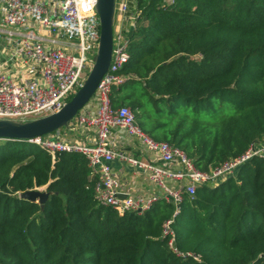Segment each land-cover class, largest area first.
Listing matches in <instances>:
<instances>
[{
  "label": "trees",
  "instance_id": "trees-1",
  "mask_svg": "<svg viewBox=\"0 0 264 264\" xmlns=\"http://www.w3.org/2000/svg\"><path fill=\"white\" fill-rule=\"evenodd\" d=\"M130 76L114 89L156 141L209 170L264 139V0H136ZM234 111H229L230 107ZM46 186L44 207L20 193ZM87 159L25 140L0 141V264H264V157L176 207L99 205ZM201 261L176 256L164 236Z\"/></svg>",
  "mask_w": 264,
  "mask_h": 264
},
{
  "label": "built area",
  "instance_id": "built-area-1",
  "mask_svg": "<svg viewBox=\"0 0 264 264\" xmlns=\"http://www.w3.org/2000/svg\"><path fill=\"white\" fill-rule=\"evenodd\" d=\"M165 2L171 5L176 0ZM97 3L98 0H0V44L6 52L0 50V119L26 121L50 115L60 111L78 91L99 48ZM140 15L136 0H116L112 61L95 95L77 115L71 129L61 128L25 141L54 158L62 152L85 156L99 205L112 207L120 214H141L159 200H166L175 205L176 216L185 195L194 196L204 185L216 187L235 176L252 158L264 157V142L256 141L242 155L202 170L181 147L153 139L137 122L130 106H114V89L130 79L120 70L129 59V37L141 24ZM79 132L80 137L73 136ZM114 161L129 165L133 177L146 179L157 190H126L114 173ZM174 216L164 224L169 248L179 258L200 262L199 254L178 248L171 227Z\"/></svg>",
  "mask_w": 264,
  "mask_h": 264
},
{
  "label": "water",
  "instance_id": "water-1",
  "mask_svg": "<svg viewBox=\"0 0 264 264\" xmlns=\"http://www.w3.org/2000/svg\"><path fill=\"white\" fill-rule=\"evenodd\" d=\"M116 0H98L96 10L100 18V42L94 64L83 85L63 106L50 115L31 120L0 119V139L29 140L53 133L61 128L71 129L80 111L90 102L99 83L108 72L114 48V22ZM49 193L40 190H27L20 197L37 201L44 207Z\"/></svg>",
  "mask_w": 264,
  "mask_h": 264
},
{
  "label": "crops",
  "instance_id": "crops-1",
  "mask_svg": "<svg viewBox=\"0 0 264 264\" xmlns=\"http://www.w3.org/2000/svg\"><path fill=\"white\" fill-rule=\"evenodd\" d=\"M73 136L80 137L81 135L79 132V135H73ZM260 142H264V139L260 140L259 143ZM132 148L133 147H128L127 149L133 151ZM138 156L142 157L139 154ZM112 165H113L114 173L124 183L125 186L124 188L126 190L132 189L133 192H144V193L154 192L157 190V188H155L154 186L148 185L146 179L142 177L140 178L133 177V174L131 172V167L129 165L125 163H121L120 161H114Z\"/></svg>",
  "mask_w": 264,
  "mask_h": 264
},
{
  "label": "rangeland",
  "instance_id": "rangeland-1",
  "mask_svg": "<svg viewBox=\"0 0 264 264\" xmlns=\"http://www.w3.org/2000/svg\"><path fill=\"white\" fill-rule=\"evenodd\" d=\"M2 46H1V44H0V50L2 51V53H6L2 48H1ZM229 111L232 113L233 111H234V107L233 106H231L230 107V109H229ZM40 190V191H46V186H42V187H37V188H35V190Z\"/></svg>",
  "mask_w": 264,
  "mask_h": 264
}]
</instances>
